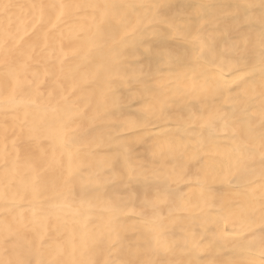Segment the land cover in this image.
Returning a JSON list of instances; mask_svg holds the SVG:
<instances>
[{
  "label": "bare ground",
  "instance_id": "6f19581e",
  "mask_svg": "<svg viewBox=\"0 0 264 264\" xmlns=\"http://www.w3.org/2000/svg\"><path fill=\"white\" fill-rule=\"evenodd\" d=\"M264 264V0H0V264Z\"/></svg>",
  "mask_w": 264,
  "mask_h": 264
},
{
  "label": "snow or ice",
  "instance_id": "6c2138e0",
  "mask_svg": "<svg viewBox=\"0 0 264 264\" xmlns=\"http://www.w3.org/2000/svg\"><path fill=\"white\" fill-rule=\"evenodd\" d=\"M19 264H30V262L29 261H21V262H19Z\"/></svg>",
  "mask_w": 264,
  "mask_h": 264
}]
</instances>
